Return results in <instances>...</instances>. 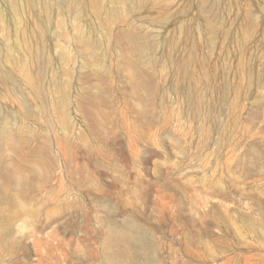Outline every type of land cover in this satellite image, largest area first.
Wrapping results in <instances>:
<instances>
[{
  "label": "rangeland",
  "instance_id": "374dc122",
  "mask_svg": "<svg viewBox=\"0 0 264 264\" xmlns=\"http://www.w3.org/2000/svg\"><path fill=\"white\" fill-rule=\"evenodd\" d=\"M237 2L0 0V264H264V0Z\"/></svg>",
  "mask_w": 264,
  "mask_h": 264
},
{
  "label": "bare ground",
  "instance_id": "6f19581e",
  "mask_svg": "<svg viewBox=\"0 0 264 264\" xmlns=\"http://www.w3.org/2000/svg\"><path fill=\"white\" fill-rule=\"evenodd\" d=\"M244 2L248 3V4H252L254 3L255 5L257 3H259L261 0H243ZM243 3L237 2L234 4V0H201V4H200V9L202 11H212V10H217L221 7H227L229 8L230 6H232L234 8V10H241L240 6ZM250 7V5H249ZM253 10L244 13L243 14V19L246 23H248V21L251 20V17L253 16ZM204 13V12H202ZM258 26H260V23H256ZM261 25L264 28V21L261 23ZM238 28V30H237ZM237 28L228 31L227 33V37L228 40L231 43V46L235 45L236 48H238L241 51H244L246 53H248V60L246 61V67L247 70L250 71H255L257 66H260L259 62L257 61V55L255 54V46L254 43L255 41L257 42V38L259 37V34L257 32H253V36L251 35H247L246 36V40L242 39V28L239 27L237 25ZM198 33L201 35V30L198 31ZM262 47L264 48V42L262 44ZM9 49L8 47L4 46V45H0V78H4L5 77V66H6V60H5V56L8 53ZM196 56H200L199 58V63L201 65H205V66H209L210 68L214 69L215 72H217V78H223L224 76L227 75L228 73V68L227 70L225 68H220L219 64L221 62H226L228 63V65L230 64V61L227 60V56L226 53L222 54L221 56H218L216 54H214L213 56H210L209 54L203 55L201 54V52L195 53ZM229 69H231V67H229ZM254 77H256V79H258L259 81L264 78V72L261 74L260 72L258 73H254L253 74ZM194 82V79L192 77H187L183 83H182V87H181V94L185 97H188L190 95V91H191V87L192 84ZM1 110V109H0ZM116 240L117 243L120 245L121 248V254H126L129 252L135 253L137 251V247H138V238L135 234L133 233H129V232H122V233H118L116 235Z\"/></svg>",
  "mask_w": 264,
  "mask_h": 264
}]
</instances>
